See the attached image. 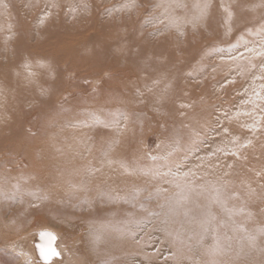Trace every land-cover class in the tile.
<instances>
[{
  "label": "rangeland",
  "instance_id": "obj_1",
  "mask_svg": "<svg viewBox=\"0 0 264 264\" xmlns=\"http://www.w3.org/2000/svg\"><path fill=\"white\" fill-rule=\"evenodd\" d=\"M65 1L0 0L1 17L6 10L12 11L10 13L12 16L0 20V27L3 32H0V99L3 101L0 103V229L10 230L11 228L13 230L0 242V264H18L20 262L18 253L5 244L6 240L12 238L13 233H18L23 228L30 227L35 221H39L42 216L48 217L49 223L56 224V226L60 225V223L57 224L59 221L54 217L55 213L52 211L46 212L39 206L38 202L36 206L25 205L28 201L34 203L33 199L37 195L35 187L38 184L35 179L39 180V176L31 172L37 168L34 163L38 160L39 162L44 161H41L43 157L36 153L37 143L34 136L43 129V132L48 130L52 132L53 130L52 126L45 124L46 118L57 115L61 111L59 110L61 107H64L63 111L67 110L65 106L70 105L73 99L88 102L97 98V94L101 90L104 92L110 88L111 81L113 82L112 79H114L112 77L115 76L116 78L118 73L125 75L128 73L130 77L137 73L135 69H132L133 67L131 68L132 65L130 66L124 60L113 63L107 62V59H105L107 58V52H102V58H100L101 55L99 54L101 53H99L98 48L99 44L100 46L102 44L99 41L104 37H110L111 34L118 35V37L122 36L121 38L125 36L124 38L133 39L134 41L142 39L144 41L142 44H146L145 46L151 48L150 52L154 51L155 53H160L162 50L171 54L176 48L187 51L193 50L194 58L191 57L188 59L190 62L187 61L189 62L187 65H190V67L182 64L181 66L178 65L177 68L180 71L185 66L187 67L184 70L194 67L197 69V75L184 79L180 83L177 81L178 91L183 94L185 83L191 82V92H194V94L200 92L207 95L203 99L200 98L199 106L193 107L194 111L199 110L200 107L204 111L208 109L207 116L217 117L218 115V118L219 114L226 113L227 117L228 113H233L229 115L233 119L231 125L233 128L230 125H228L230 127H222L217 118L212 120V125L209 124L211 126L209 127L210 130L204 132L199 129L194 132L192 142L196 144L197 157L194 154L192 155L191 151L185 153L180 151L178 156L176 155L177 161L175 162L177 163L168 167L161 164L166 159L158 156L150 157L148 162L145 158L136 160L137 165H143L149 169V172L158 169L156 175L157 180L162 183L160 186L161 192L165 186L163 183H167V181L177 182L178 179L182 182L185 181L188 187L192 186L193 183H203V186L209 184L212 187H217L216 190L219 191L218 194L215 192L208 195L211 197L210 199H208L209 197L195 196L190 193L185 195L186 198L184 196L183 199L179 198L173 203V206L166 204L165 208L153 199L150 201L149 206H144L130 215L132 221H143L142 218H144V221H150L151 230L160 229L158 233L153 232L150 234L149 238L152 241L149 243L154 246L153 241L157 240L156 238H162L164 243L161 250V252L163 251L162 256L159 254V257H157L154 255L155 253L150 251L152 259L162 261L164 264H216L217 262V264H264V148L260 150L259 147L255 146V144H259L256 141L262 144L261 141L264 140V79H261L258 74H256L255 79H252L255 83L262 85L258 94L262 106L259 113L246 116L247 112L244 113L245 110L242 107L246 102H250L251 98L244 95L240 96L238 91L245 83L247 84L249 79L242 71L248 69L249 72H252L256 66L261 73L264 70V60L254 59L252 60L254 66L247 65V67H244L240 64L239 68L235 70L233 66L235 55L230 54V47H233V45H235L232 48L233 51L242 48L243 43L236 41V38L242 34H244L245 39H253L256 47L264 50V0L241 1L237 5H251V7H254V10L253 8L249 11L245 9L244 12L238 8L239 6L235 5V2L233 4L234 11L232 12L231 9L225 10L226 14L224 15L222 14L224 6L221 5L219 0H212L210 6L206 9L207 17L200 18V14L194 19L190 18V21H184L182 28L174 34L171 31H168V33L162 32V25L155 17L158 9L171 10V7H168L163 0L164 4L161 0H129L136 5L132 7L131 10L133 11L129 15H124L118 10L120 6L128 4L127 0H98L97 2L96 0H87L84 5L90 8L81 18H79L80 16L77 18L75 15L76 10H73V14L70 9L64 7ZM179 1L180 4L183 2L182 5L185 6H199L202 11L207 8L203 6L204 0H198V2L196 0ZM155 2L157 7H155ZM201 4L203 5L200 6ZM256 4L259 5L256 7ZM92 5H96V7L92 9ZM3 10L4 12H2ZM255 10L259 11L255 12ZM122 16H127L135 22L120 25ZM76 18L78 20L83 19L84 25L75 24ZM64 19L70 24L69 30L60 31L58 29L52 31L50 29V23L59 26ZM188 27L191 29L189 30ZM172 39H176L178 43H173ZM90 48L91 50H89ZM88 50L91 52L89 53ZM95 52H97L95 55H99L97 58L94 55ZM206 52L209 57H207V60L201 61L200 56ZM168 56L170 57V55ZM32 58L37 65L32 62ZM170 61L172 59L168 62ZM215 62L219 63V66H215ZM229 62L231 66L225 68L224 65ZM26 64L29 67L26 68ZM205 66H208L207 69L203 68ZM198 70H208L207 72L210 73L200 75ZM231 70L233 71L230 73ZM17 71L27 73V75L29 72L44 73L46 71L48 77L43 75V77L33 79L31 82L28 80L27 83L15 81L14 77ZM99 74L104 77H100ZM225 75H228L227 79L224 78ZM44 78H47L49 83ZM223 78L224 80L221 81ZM45 82L48 84V88L49 86L53 88L51 87L52 89L48 90ZM44 88L45 91H43ZM123 89V93L130 97L126 88ZM43 92L44 95L41 96ZM54 94L57 95V97H54L55 99L53 98ZM142 96L144 98L142 101L149 102L148 95L143 94ZM137 97L138 95L135 96L136 99L139 98ZM95 109L93 106L87 108L88 114H96ZM69 112L72 114L79 113L70 109ZM201 117L202 119L207 118ZM178 125L180 127L182 123ZM89 126L91 125L85 127L89 128ZM93 127L95 126L93 125ZM143 128V130L141 129L142 132L139 130L138 133L132 135L134 140H143L144 134L146 137L149 136L148 138H151L153 134L156 135L155 138L158 137L159 133L155 128ZM232 129L241 131L243 136L247 135L246 145L241 143L239 150L230 148L235 141L237 142V138H240L237 137L238 134L231 133ZM102 134L103 132H100V135ZM217 140L219 142H229L228 145H224L227 148L225 154L229 161L238 154L244 159L251 157L249 163L237 164L241 169L239 174L237 172H227V163L218 160L216 156L211 154L212 151L208 152L211 149L209 146L216 144ZM198 159H200V163ZM198 164L201 165V168ZM202 164L207 168H202ZM228 164L231 167L234 165L232 161ZM213 166H222L224 173L222 175L215 174V171L212 172ZM29 170L30 172H28ZM39 170L41 172L43 169ZM26 173L27 176H25ZM234 175H238V178L232 177ZM252 178H259L260 181H257L259 184H254ZM20 181L26 187H29V190L25 192L18 190ZM240 186H243L242 190H240ZM224 194L227 196H224ZM194 196L203 204L215 202L217 212L211 214L209 219L205 220V215L193 216L183 210V215L178 216L177 220L171 221L168 216L169 209L173 208L179 213L180 209H176L178 208L176 204L178 202L184 203L185 200H197ZM218 197L223 199H218ZM219 219L222 221H219ZM53 221H56V223ZM201 227L205 230H202ZM194 228H199L202 231H196ZM214 228L223 230V232L216 235L212 233ZM210 236L217 237L213 239ZM210 239L215 240L213 241L215 243ZM216 239H219V243ZM35 262L38 263L37 260Z\"/></svg>",
  "mask_w": 264,
  "mask_h": 264
},
{
  "label": "bare ground",
  "instance_id": "obj_2",
  "mask_svg": "<svg viewBox=\"0 0 264 264\" xmlns=\"http://www.w3.org/2000/svg\"><path fill=\"white\" fill-rule=\"evenodd\" d=\"M127 1L128 4L126 3L118 9L124 15H129L130 12L132 13V7L136 6L133 2ZM163 1L166 2L168 7H171V10L165 11L158 9L155 17L162 25V32L168 33V31H171L173 34L182 28L184 21H190V18L194 19L200 14V18L203 16L207 17L206 9L212 3V0H204V5L201 4L200 6L203 5L207 8H204L202 11L198 6L200 11L196 5L185 6L182 5L183 2L180 4L179 0ZM163 1L162 4H164ZM196 1L198 2V0ZM219 1L224 6L222 8V14L224 15L226 14L225 9H231L233 12L235 9L233 4L236 2L235 5H237L245 0ZM84 2H87V0H66L64 7L68 10L70 9L72 13L73 10H76L75 15L77 18L79 16L81 18L90 8L84 5ZM257 5L259 4H256V7ZM237 6H239L238 8L242 12L245 9L246 11H249V9L252 10V8L254 10V7H251V5L242 6L239 4ZM95 7L96 5H92V9ZM155 7H157L156 2ZM11 12V10H6L4 14L1 13L2 17L0 16V20L2 21L6 17L12 16V14L10 15ZM77 18L75 24L84 25L83 19L78 20ZM121 19L120 25H123V23L133 24L135 22L129 19V17L127 18V16H122ZM69 26L70 24L66 19L59 26L54 23H50L49 25L52 31H57L58 29L60 31L66 29L67 31L70 28ZM188 29L190 30L191 28L188 27ZM0 32H2L1 27ZM243 35L236 38L237 42L240 41V43H243L241 49L237 48L233 51L232 48L235 45L230 47V54L233 53L235 55L233 64L235 70L239 68L240 64L244 67H247V65L254 66L252 62L254 59L264 60V50L256 47L253 39H245ZM121 37L111 34L110 37H104V39L99 41L102 44L101 46L99 44L98 48L99 53H101L99 54L101 55L100 58H102V52H107V58H105L107 62L110 61L113 63L124 60L130 66L132 65L131 68L133 67L132 69H135L137 73L133 77L128 76V73H126L127 75L118 73L116 78L115 76L112 77L114 79H112L113 82L111 81L112 84L110 83L111 86L109 85L110 88L108 90L103 92L100 89L101 92L97 94L98 97L88 102L73 99L70 105L65 106V108L67 107L66 112L63 111L64 107H61L59 109L61 111L57 115L46 118L45 124L47 126L50 125V127L52 126V132L50 130L43 132V129L39 133L36 132L38 134L34 136L36 137L35 142L37 143L36 153L43 157L41 161L44 160L43 162H39L38 160L39 163L36 162L37 164H34L37 165V168L39 167V169L43 170L40 172L39 169L35 168V170L33 169L31 171L39 176V180L37 178L35 179L38 184L35 187L37 195L33 199L34 203L28 201L25 205L36 206L38 202L39 206L46 212L52 211L55 213L54 217L59 221L57 224L60 223V225L56 226V221H53L55 222V225H53L48 222V217L45 218L42 216L39 221H35L30 227L23 228L18 233L14 231L15 233H13L12 238L6 240L5 244L14 249L18 253L17 255L20 256V262L18 264H164L162 261L159 262L152 259L151 254L153 252L157 257H159V254L162 256L163 251L161 252V250L164 246L162 238H156L157 240L153 241L154 246L149 243L152 241L149 238L151 236L150 234L153 232L158 233L160 229L156 228L155 230H151L150 221H144V218H142L143 221H132L130 215L142 209L144 206H149L150 201L153 199L165 208L166 204L173 206V203L179 198L183 199V196L186 198L185 195L190 193L203 197H209L208 195L215 192L217 194L219 193L215 186L212 187L209 184L203 186V183H193L192 186L190 185L188 187L185 181L182 182L179 179L177 182L167 181V183H163L165 186L161 192L160 186L162 183L157 180L156 175L158 169L149 172L148 168L136 164V160L141 158H145L146 162H148L150 157L158 156L159 158L166 159L161 164L164 167H168L177 163L175 162L177 161L176 155L178 156L180 151L182 153L191 151L192 155L194 154L197 157V150H195L196 144L192 142L194 132L199 129H202L204 132L210 130L209 127L211 126L209 124L212 125V120L217 119L218 115L217 117L207 116L208 109L204 111L201 107L199 110L194 111L193 107L199 106L200 98L203 99L207 95L200 92L199 94L191 92V82L185 83L183 94L178 91L177 81L180 83L184 79L197 75V69L194 67L189 68L190 70H184L185 67H190L187 64L190 62L188 59L191 57L194 58L193 50H180L175 47L176 49L171 54L168 51L163 52L162 50L160 53L156 52V54L154 51L150 52L151 48L145 46L146 44H142L144 41L141 38V40L137 39L134 41L133 39L124 38L125 36L123 38ZM171 37L173 38V36ZM172 42L176 43L177 41L176 39H172ZM138 45L140 46L138 47ZM91 55L93 56V54ZM99 55H95L96 58ZM88 56L90 57V55ZM207 57L209 55L206 52L200 56V59L204 61L207 60ZM171 59L172 61L168 62ZM33 60L32 58V62L36 64ZM182 64H186L187 66L179 71L177 67ZM214 64L215 66H219V63L215 62ZM228 66H231L230 62L224 65L225 68ZM206 67L208 66L203 68L205 69ZM207 71H200V75L205 73L209 74L210 72ZM45 72H29L27 75V73L17 71L14 79L15 81H24L27 83L28 80L31 82L33 79L43 77V75L47 76ZM242 73H245L249 79L247 84L245 83L243 87L238 89L239 95L251 98L250 102L243 104L244 107L242 109L245 110L244 113L247 112L246 116H252L262 110L258 96L262 85L255 83L252 79H255L256 74L261 79H264V70L260 73L255 66L252 72L245 69ZM102 74L99 75L103 78L104 76ZM228 75H225L224 78L227 79ZM31 77L32 79H30ZM45 80L47 81V78ZM47 86L48 84L46 83ZM51 87H47L48 90L53 88ZM123 88H126L130 97L123 93ZM43 91H45V88ZM144 92L148 95L149 102L142 101L144 100L142 95L147 96ZM42 95H44V92L41 93ZM136 95H138V99L135 98ZM54 97H57V95ZM42 99L44 100V98ZM1 102L3 101L0 99ZM246 104L248 105L246 106ZM90 106L96 108V114H88L87 108ZM69 109L71 111H78L79 113L75 114V112L72 114L69 112ZM81 111L82 113H80ZM230 114L233 113H228L227 117L226 113L219 114L218 121L221 122L222 127H230L232 125L233 119L229 117ZM201 116L207 118L202 119ZM177 122L178 124L182 123V126L179 127ZM87 125L91 126L86 128L85 126ZM143 127L155 128L159 133L158 137L155 138L156 135L153 133H156V131L153 130L154 132L151 133L153 134L151 138H148L149 136L146 137L144 134L143 140L141 139L142 141L140 139V141L134 140L132 135L138 133L137 131L141 129L143 130ZM231 127L233 128V126ZM100 132H103L104 135H100ZM231 133L238 134L237 137L240 138H237V142L235 141L230 148L236 150L240 148L239 145L241 143L245 144L246 134L243 136L241 131L235 129H232ZM228 143V141L219 142L217 140L216 144L211 145V147L209 146L211 149L208 148L209 150H207L209 153L212 151L211 154L216 156L221 162L227 163V172H237L239 174V170L241 169H239L240 166H237V164L249 163L251 157L244 159L238 154V156L230 160L234 165L232 167L229 166L228 162L230 161L225 154L227 148L224 147ZM256 143L260 144L259 141H256ZM261 143L260 145L255 144L260 150L264 148V140ZM247 145L250 146L249 144ZM168 157L171 158L169 159ZM198 161L200 163V159ZM198 166L201 168L200 164ZM202 168L206 169L207 167L202 164ZM213 168L212 172L215 171V174L222 175L224 173L222 166H213ZM25 176H27V173ZM232 177L238 178V175ZM252 181L254 184H259L257 181L260 180L259 178H252ZM18 186V190L22 192L29 190V187H26L21 181ZM242 188L243 186H240V190ZM224 196L227 195L224 194ZM223 198L218 197V199ZM176 206L178 207L176 209H180V212L178 213L173 208L169 209L168 216L171 221L177 220L178 216L183 215L184 212L192 214L193 216L205 215V220H208L211 214L217 212L215 202L203 204L198 199L185 200L184 203L178 202ZM138 219L141 220L140 217ZM219 221L222 220L219 219ZM201 229L205 230L203 227ZM201 229L196 228L195 230ZM4 230L0 229V242L9 235L8 233L10 231L13 232L11 228L10 230ZM221 232L223 230L214 228L212 233L219 235ZM42 233H50L51 236H42ZM220 237L218 238L220 239ZM210 238L213 237L210 236ZM213 239H210V241H215ZM218 240L217 242L219 243ZM225 243L227 244L228 242L226 241ZM53 250L57 253L56 255L51 254ZM42 251L44 253L43 255ZM245 252L244 254L246 255ZM45 256L48 259H45Z\"/></svg>",
  "mask_w": 264,
  "mask_h": 264
},
{
  "label": "snow or ice",
  "instance_id": "obj_3",
  "mask_svg": "<svg viewBox=\"0 0 264 264\" xmlns=\"http://www.w3.org/2000/svg\"><path fill=\"white\" fill-rule=\"evenodd\" d=\"M225 10L227 11V9H225ZM229 15H231V13H229ZM25 67L27 68V67H29V65L26 64ZM30 75H31V73H30ZM41 235H42V236H43V235L51 236L50 233H42ZM250 239H254V238H250ZM43 254H44V253H43V251H42V255H43ZM51 254H52V255H56L57 253H55V251L53 250ZM45 259H48V257L45 256Z\"/></svg>",
  "mask_w": 264,
  "mask_h": 264
}]
</instances>
